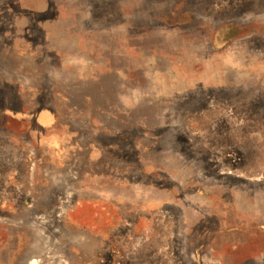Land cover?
Segmentation results:
<instances>
[{"label":"rangeland","instance_id":"1","mask_svg":"<svg viewBox=\"0 0 264 264\" xmlns=\"http://www.w3.org/2000/svg\"><path fill=\"white\" fill-rule=\"evenodd\" d=\"M0 264H264V0H0Z\"/></svg>","mask_w":264,"mask_h":264}]
</instances>
